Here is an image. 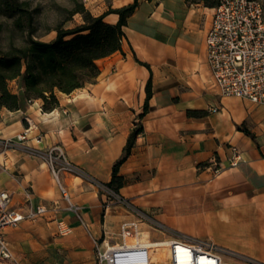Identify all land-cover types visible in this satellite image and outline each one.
<instances>
[{"label": "crops", "instance_id": "obj_1", "mask_svg": "<svg viewBox=\"0 0 264 264\" xmlns=\"http://www.w3.org/2000/svg\"><path fill=\"white\" fill-rule=\"evenodd\" d=\"M137 2L121 49L98 60L93 83L58 93L51 112H42L39 100L23 110L0 111V138L20 134L26 119L35 126L19 147L0 150V191L20 212L46 209L42 217L4 230L12 259L0 264H95L93 239L105 231L107 241L115 242L119 223L132 216L107 206L81 177L60 173L57 182L33 152L57 144L70 162L107 184L138 126L141 132L118 167L124 184L117 192L169 228L264 263V104L222 97L212 85L205 34L213 8L185 0ZM117 19L104 17L110 24ZM149 79L147 112L139 118ZM231 147L241 160L226 167ZM217 166L226 168L213 176ZM60 187L80 207L86 228L66 211Z\"/></svg>", "mask_w": 264, "mask_h": 264}, {"label": "built area", "instance_id": "obj_2", "mask_svg": "<svg viewBox=\"0 0 264 264\" xmlns=\"http://www.w3.org/2000/svg\"><path fill=\"white\" fill-rule=\"evenodd\" d=\"M205 46L211 82L220 96L264 104V16L258 0H219L205 34ZM26 122L27 128L14 138H0L1 151L20 146L28 132L35 128L28 119ZM230 151L226 167H235L241 160L240 152L236 147H231ZM33 154L46 162L57 182L60 173L81 177L104 196L107 206L115 204L132 216L119 223L115 242L107 241L105 231L102 239H93L95 264H264L209 239H196L167 227L70 162L57 144L43 153ZM209 165L216 163L212 161ZM226 167L212 168L213 176L221 174ZM60 191L69 203L68 209L86 228L80 207L72 204L62 187ZM45 212L44 206L28 207L24 212L13 209L10 194L0 191V260L12 259L4 230L42 217ZM157 253H163L164 257L156 260Z\"/></svg>", "mask_w": 264, "mask_h": 264}, {"label": "trees", "instance_id": "obj_3", "mask_svg": "<svg viewBox=\"0 0 264 264\" xmlns=\"http://www.w3.org/2000/svg\"><path fill=\"white\" fill-rule=\"evenodd\" d=\"M185 2L214 8L219 0ZM261 5L264 16V0ZM137 6V0H133L125 6L110 8L103 14L94 16L82 3L74 1L73 8L67 11L69 16L55 26V38L43 41L33 37V13L26 1L0 0V16L10 19L13 31L20 34L19 38H15L11 32L5 36V43L0 44V111L23 110L28 104L39 100L41 111L51 112L58 107V93L70 94L93 83L99 74L98 60L121 49L123 27ZM74 14L81 16L82 24L63 29L65 21ZM108 14L117 15L116 23L110 24L104 20ZM1 28L0 24V33ZM17 39L20 43H15ZM136 62L149 69L147 64L138 60ZM11 82H15L17 86L16 93L9 89ZM145 93L139 118L147 112L151 79L146 83ZM198 113L199 111H187L192 116ZM140 132L139 126L130 132L122 155L112 166L111 180L106 185L116 192L124 184L123 177L118 175V167L129 155Z\"/></svg>", "mask_w": 264, "mask_h": 264}, {"label": "rangeland", "instance_id": "obj_4", "mask_svg": "<svg viewBox=\"0 0 264 264\" xmlns=\"http://www.w3.org/2000/svg\"><path fill=\"white\" fill-rule=\"evenodd\" d=\"M26 1L29 5V9L33 13V37L43 41H49L55 38V26L64 20L67 16V11L71 10L74 6V1L82 3L84 8L91 14H95L103 11H107L110 7L118 2V0H20ZM120 1V0H119ZM260 3L263 0H259ZM112 9V8H111ZM69 18V17H68ZM0 24L2 25L0 33V44L5 43V36L12 32L15 38H19V32H15L11 26V20L3 16H0ZM82 19L79 14H74L69 20L65 21L62 28L70 29L75 26L81 25ZM26 35V32L23 33ZM15 43H20L19 39ZM9 89L17 92V86L15 82L9 84ZM62 199L66 206V211L71 213L74 217V213L68 209L69 203L65 198ZM72 204H74L72 202ZM103 237V235H102Z\"/></svg>", "mask_w": 264, "mask_h": 264}, {"label": "bare ground", "instance_id": "obj_5", "mask_svg": "<svg viewBox=\"0 0 264 264\" xmlns=\"http://www.w3.org/2000/svg\"><path fill=\"white\" fill-rule=\"evenodd\" d=\"M146 234H143L142 235V238H145ZM164 257V254L163 253H157L156 256H155V259H161Z\"/></svg>", "mask_w": 264, "mask_h": 264}]
</instances>
